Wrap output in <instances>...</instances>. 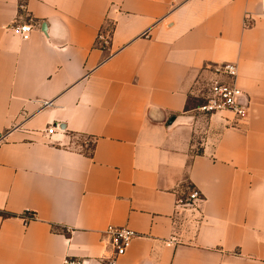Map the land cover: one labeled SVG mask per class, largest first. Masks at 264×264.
<instances>
[{"label": "crops", "instance_id": "0c3cea01", "mask_svg": "<svg viewBox=\"0 0 264 264\" xmlns=\"http://www.w3.org/2000/svg\"><path fill=\"white\" fill-rule=\"evenodd\" d=\"M25 6L0 0V264H110V225L137 234L113 264H264L260 0ZM221 62L249 100L237 127L190 106ZM185 186L201 200L182 208Z\"/></svg>", "mask_w": 264, "mask_h": 264}, {"label": "built area", "instance_id": "2783aa9c", "mask_svg": "<svg viewBox=\"0 0 264 264\" xmlns=\"http://www.w3.org/2000/svg\"><path fill=\"white\" fill-rule=\"evenodd\" d=\"M19 13L26 14V0H17ZM261 13L264 15V0H260ZM248 25V22L245 21ZM35 24L31 20L15 21L9 29L19 36L22 41L29 40ZM111 39V28H101L96 36L95 43L100 47H105ZM203 73L197 82L192 94L200 103L194 109L204 116H212L219 112H229L232 114L231 126L237 127L246 117L249 108V100L238 85V69L234 62H221L208 64L201 68ZM46 105V102H44ZM229 125V124H228ZM55 126L49 125L46 134H51ZM201 200L199 192L194 187H189L186 200L182 202L177 199L175 205L182 208L192 207ZM186 202V203H185ZM33 218V214L23 215L26 222ZM107 244L114 252V257L109 262L114 263L117 256L123 255L130 247L132 240L137 236L136 232L124 226H108L103 231ZM63 264H78L74 260L65 258Z\"/></svg>", "mask_w": 264, "mask_h": 264}, {"label": "rangeland", "instance_id": "374dc122", "mask_svg": "<svg viewBox=\"0 0 264 264\" xmlns=\"http://www.w3.org/2000/svg\"><path fill=\"white\" fill-rule=\"evenodd\" d=\"M200 103V101L198 99H195V100H191L190 102V106H196ZM188 192H189V186H185L184 188V196L185 198L187 197L188 195ZM186 203V202H185Z\"/></svg>", "mask_w": 264, "mask_h": 264}, {"label": "water", "instance_id": "95a60500", "mask_svg": "<svg viewBox=\"0 0 264 264\" xmlns=\"http://www.w3.org/2000/svg\"><path fill=\"white\" fill-rule=\"evenodd\" d=\"M173 121V118L170 120V123ZM60 128H63V126H60Z\"/></svg>", "mask_w": 264, "mask_h": 264}]
</instances>
